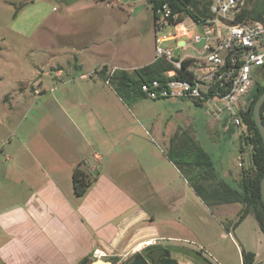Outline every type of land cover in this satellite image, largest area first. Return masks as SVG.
Listing matches in <instances>:
<instances>
[{"label": "crops", "instance_id": "crops-1", "mask_svg": "<svg viewBox=\"0 0 264 264\" xmlns=\"http://www.w3.org/2000/svg\"><path fill=\"white\" fill-rule=\"evenodd\" d=\"M153 61L154 55L144 66ZM66 65L54 63L47 75L33 77L31 92L48 93L54 108L38 109L43 118L21 131L23 141L17 129L10 140L0 133V264H81L96 250L125 260L149 242L162 245L178 264H196L185 253L192 250L187 242H202L196 251L211 264H242V251L262 264L264 238L254 218L228 226L242 206L207 208L165 155L169 139L182 130L181 109L202 104L141 97L126 105L99 75L65 81ZM103 66L107 72L141 68ZM257 75L264 78V68L253 70L254 83ZM250 98L251 90L239 112ZM238 135L234 155L216 172L220 180L239 182L237 159L249 162ZM76 168L93 180L81 198L73 194Z\"/></svg>", "mask_w": 264, "mask_h": 264}, {"label": "rangeland", "instance_id": "rangeland-1", "mask_svg": "<svg viewBox=\"0 0 264 264\" xmlns=\"http://www.w3.org/2000/svg\"><path fill=\"white\" fill-rule=\"evenodd\" d=\"M184 24L189 25L187 18ZM173 31L164 26L161 34H173ZM154 34L152 11L147 0H0V111L6 114L1 115L6 118L4 123L0 119L1 135L10 140L17 129V135L23 141L21 131L28 125L38 124L35 117L43 118L45 108H54L48 93L41 94L47 98L39 102V94L34 95L29 89L33 77L47 75L50 65H66L67 61L70 65H80L79 71L67 65L64 67L62 77L65 81L81 75L94 77L103 62L143 67L154 55ZM96 79L103 85V81ZM256 80L259 84L264 83L260 75ZM18 87L23 88V98L19 96ZM11 105L14 110H9ZM40 107L43 108L41 114ZM211 108L212 104L201 107L192 104L181 109L180 118L182 130L197 140L220 175L225 163L234 155L239 130L236 128L237 134L236 131L231 133L229 128L234 126L230 117L225 116L226 121L224 117L217 121ZM225 181L238 188L237 181ZM184 245L194 251L203 247L202 242ZM203 257H207L204 251ZM87 260V264H92L97 259L89 257ZM100 260L111 264L125 262L121 257H115V261L108 257ZM125 260L129 262L131 258Z\"/></svg>", "mask_w": 264, "mask_h": 264}, {"label": "built area", "instance_id": "built-area-1", "mask_svg": "<svg viewBox=\"0 0 264 264\" xmlns=\"http://www.w3.org/2000/svg\"><path fill=\"white\" fill-rule=\"evenodd\" d=\"M244 6L245 0H212L209 7L211 18L197 22L187 18L189 25L182 21L173 26L167 21L169 8L162 6L157 10L154 60H164L172 69L164 72L162 79L141 84L142 96L148 100H189L202 105L212 104L213 116L219 118L226 113L241 135L244 127L239 117L240 101L252 88L253 70L264 68V24L238 20ZM164 26L172 28L173 34H161ZM198 26H201L202 34L198 32ZM183 37L186 38L184 42ZM202 39L203 45L197 47ZM179 42H183L182 45H178ZM175 49H178L177 56H174ZM114 71L112 69L107 74ZM85 77L91 75L78 78ZM105 83L109 85L107 80ZM247 165L249 162L246 164L244 158L237 159L239 168ZM154 245L156 242L147 244ZM93 256L95 259L104 257L97 250Z\"/></svg>", "mask_w": 264, "mask_h": 264}, {"label": "trees", "instance_id": "trees-1", "mask_svg": "<svg viewBox=\"0 0 264 264\" xmlns=\"http://www.w3.org/2000/svg\"><path fill=\"white\" fill-rule=\"evenodd\" d=\"M147 2L152 11L153 22L158 19L157 10H160L162 6L169 8L170 17L167 21L171 26L181 23L186 18L197 22L212 17L209 12L212 0H147ZM237 19L258 21L264 24V0H245L244 9ZM171 69L170 64L158 59L131 72L115 70L111 75L107 74V68L103 66L97 74L103 81H108L109 86L124 104L129 105L130 102L143 97L140 93L141 84L162 79L163 73ZM263 92L264 84L253 83L248 108L239 112L241 124L244 127L239 138L243 146L249 148V165L241 168L238 188L218 179L210 156L187 131H178L169 139L165 155L207 208L223 204L242 206L236 220L227 224L228 226L235 228L248 215H251L264 238V203L260 194V181L264 170V145L252 115L253 105ZM194 103L201 106L200 103ZM260 118L264 126V102L260 108ZM92 182L93 180L88 175L76 168L72 174L74 196L83 197ZM224 228L228 229L226 225ZM150 247L152 246L145 248ZM166 253L160 264H178L168 250ZM185 253L192 257L196 264H211L199 251L187 250ZM241 256L242 264L254 263L252 253L242 251ZM113 260L115 261V258Z\"/></svg>", "mask_w": 264, "mask_h": 264}, {"label": "water", "instance_id": "water-1", "mask_svg": "<svg viewBox=\"0 0 264 264\" xmlns=\"http://www.w3.org/2000/svg\"><path fill=\"white\" fill-rule=\"evenodd\" d=\"M197 29H198V32L200 34H202L201 26H198ZM185 39L186 38L183 37L182 41L184 42ZM183 42H179L178 45H182ZM203 43H204V40L202 39L196 46L201 47L203 45ZM177 53H178V49H175L174 50V56H177ZM263 102H264V92L262 94H260V96L255 101L253 108H252V115H253L254 123H255L258 131H259V134L262 138L263 145H264V126H263V123H262L261 118H260V108H261ZM260 194H261V199L264 203V170H263V175H262V178L260 181ZM166 254L167 253H166L165 249H163V248L162 249H156L153 251L152 254H150V255L148 254L146 256V258L150 259L152 261V264H159V260L162 257H165ZM81 264H87V260L83 261ZM92 264H111V263L104 262L100 259H97ZM131 264H147V263L144 261V259L139 257V258L135 259Z\"/></svg>", "mask_w": 264, "mask_h": 264}, {"label": "flooded vegetation", "instance_id": "flooded-vegetation-1", "mask_svg": "<svg viewBox=\"0 0 264 264\" xmlns=\"http://www.w3.org/2000/svg\"><path fill=\"white\" fill-rule=\"evenodd\" d=\"M165 249L162 245L160 244H156L150 248H143L142 250H140L138 253H135L133 254L131 257V260L129 262H126L127 260H124L125 262L124 263H121V264H131L135 259L141 257L142 259H144V261L147 263V264H152V261L148 258H146V256L149 254H152L154 250L156 249ZM162 259V258H161ZM161 259L159 260V264H160V261ZM120 264V263H119Z\"/></svg>", "mask_w": 264, "mask_h": 264}, {"label": "bare ground", "instance_id": "bare-ground-1", "mask_svg": "<svg viewBox=\"0 0 264 264\" xmlns=\"http://www.w3.org/2000/svg\"><path fill=\"white\" fill-rule=\"evenodd\" d=\"M177 30H180L179 28Z\"/></svg>", "mask_w": 264, "mask_h": 264}]
</instances>
